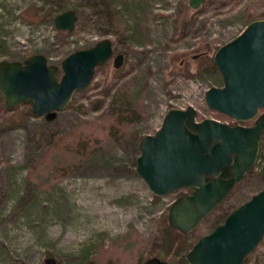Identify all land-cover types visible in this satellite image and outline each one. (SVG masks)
Wrapping results in <instances>:
<instances>
[{
	"label": "rangeland",
	"instance_id": "374dc122",
	"mask_svg": "<svg viewBox=\"0 0 264 264\" xmlns=\"http://www.w3.org/2000/svg\"><path fill=\"white\" fill-rule=\"evenodd\" d=\"M64 3L78 14L74 31L56 27ZM260 18L264 0H207L199 9L189 0H0V60L44 53L61 78L75 50L106 37L115 46L88 89L77 90L53 121L35 115L32 101L7 108L0 91V264H46L49 257L57 264H143L160 251L170 264H190L199 238L263 188L264 160L195 230L182 233L169 211L193 189L155 194L137 171L140 140L172 108L192 105L198 120L239 123L210 109L205 94L224 85L217 49ZM118 53L125 54L120 68ZM95 199L117 212L116 227ZM243 264H264V238Z\"/></svg>",
	"mask_w": 264,
	"mask_h": 264
},
{
	"label": "water",
	"instance_id": "95a60500",
	"mask_svg": "<svg viewBox=\"0 0 264 264\" xmlns=\"http://www.w3.org/2000/svg\"><path fill=\"white\" fill-rule=\"evenodd\" d=\"M207 0H189L199 9ZM56 27L74 31L76 11L56 16ZM115 54L114 41L104 38L87 48L75 50L59 67L50 64L44 53H35L25 62L0 60V91L7 108L32 101L33 112L53 121L67 108L77 90H86L98 67ZM125 54L114 58L123 66ZM214 62L224 85L212 86L205 94L208 107L239 122L256 118L252 126L232 125L215 118L197 119V109L172 108L158 131L140 140L138 174L157 195L185 188L190 194L177 198L170 207L171 226L182 232L195 230L230 194L238 182L255 167L264 135V18L252 20L234 39L221 45ZM232 171L224 176L225 168ZM264 238V186L236 207L213 231L203 235L187 254L190 264H243ZM46 264H57L55 257ZM143 264H170L152 256Z\"/></svg>",
	"mask_w": 264,
	"mask_h": 264
},
{
	"label": "bare ground",
	"instance_id": "6f19581e",
	"mask_svg": "<svg viewBox=\"0 0 264 264\" xmlns=\"http://www.w3.org/2000/svg\"><path fill=\"white\" fill-rule=\"evenodd\" d=\"M94 206L97 208L99 213L106 219V222L110 227H116L118 225L119 217L117 212L113 208H108L105 204L98 200L93 201ZM68 239H74L72 236H69Z\"/></svg>",
	"mask_w": 264,
	"mask_h": 264
},
{
	"label": "trees",
	"instance_id": "16d2710c",
	"mask_svg": "<svg viewBox=\"0 0 264 264\" xmlns=\"http://www.w3.org/2000/svg\"><path fill=\"white\" fill-rule=\"evenodd\" d=\"M104 3L106 2V1H103ZM62 9H64L63 11H66V10H68V9H70L69 7H68V4L67 3H64V5H63V8ZM75 11V10H74ZM214 66L215 67H217L216 65H215V63H214ZM76 135L78 134V132L77 133H75ZM78 135H80V134H78ZM61 139V138H60ZM81 139H79L78 140V142H81L80 141ZM58 142V140L57 141H55V143H57ZM260 156H262V158H263V160H264V136H263V138H262V142H261V151H260V155H259V157ZM250 172H252V171H250ZM263 174H264V166H263ZM231 173H232V171H231V169L229 168V167H227V168H225V170H224V172H223V175L224 176H230L231 175ZM168 230V232H170V233H172V232H174V233H176L175 232V230H173V229H171V228H169V229H167ZM177 235H179V236H182V235H180V233H177ZM162 243H164V246H166V244H167V247H170V248H172V244H170V242H168V240L167 241H163ZM164 249V248H163ZM168 254V253H167ZM167 254L166 253H163L162 251H160V252H156V253H153V255L154 256H159V257H161V258H163V259H166V257H167ZM152 255V256H153ZM167 260V259H166Z\"/></svg>",
	"mask_w": 264,
	"mask_h": 264
},
{
	"label": "flooded vegetation",
	"instance_id": "af4514ba",
	"mask_svg": "<svg viewBox=\"0 0 264 264\" xmlns=\"http://www.w3.org/2000/svg\"><path fill=\"white\" fill-rule=\"evenodd\" d=\"M261 110L264 111V109H261ZM261 110H260V111H261ZM262 114H264V112H263ZM260 115H261V114H260ZM252 120H253V119H252ZM238 122H239V121H238ZM245 122H246V121H245ZM255 123H256V118H255ZM255 123H254V124H255ZM237 124H243V122H241V123L239 122V123H237ZM237 124H235V125H237ZM254 124H252V125H254ZM232 125H234V124H232ZM243 125H246V124H243ZM252 125H247V126H252ZM263 136H264V135H263ZM263 136H262V138H263ZM261 142H262V140H261ZM260 151H261V150H260ZM259 155H260V153H259ZM258 159H259V158H258ZM257 162H258V161H257ZM256 164H257V163H256ZM255 166H256V165H255ZM191 189H192V188H191ZM218 207H219V206H218Z\"/></svg>",
	"mask_w": 264,
	"mask_h": 264
}]
</instances>
